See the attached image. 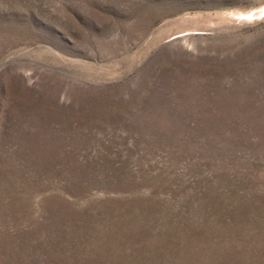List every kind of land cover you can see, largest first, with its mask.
Here are the masks:
<instances>
[{
	"label": "rangeland",
	"instance_id": "1",
	"mask_svg": "<svg viewBox=\"0 0 264 264\" xmlns=\"http://www.w3.org/2000/svg\"><path fill=\"white\" fill-rule=\"evenodd\" d=\"M0 264H264V0H0Z\"/></svg>",
	"mask_w": 264,
	"mask_h": 264
}]
</instances>
